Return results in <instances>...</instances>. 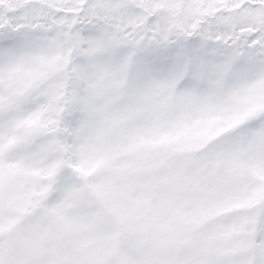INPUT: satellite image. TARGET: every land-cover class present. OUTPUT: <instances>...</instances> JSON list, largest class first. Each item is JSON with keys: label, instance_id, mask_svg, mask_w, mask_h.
Returning a JSON list of instances; mask_svg holds the SVG:
<instances>
[{"label": "snow or ice", "instance_id": "6c2138e0", "mask_svg": "<svg viewBox=\"0 0 264 264\" xmlns=\"http://www.w3.org/2000/svg\"><path fill=\"white\" fill-rule=\"evenodd\" d=\"M0 264H264V0H0Z\"/></svg>", "mask_w": 264, "mask_h": 264}]
</instances>
